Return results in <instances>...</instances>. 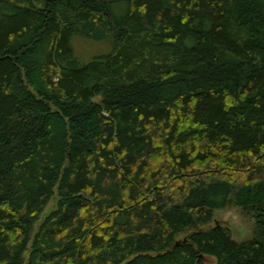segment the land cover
<instances>
[{
  "label": "trees",
  "instance_id": "obj_1",
  "mask_svg": "<svg viewBox=\"0 0 264 264\" xmlns=\"http://www.w3.org/2000/svg\"><path fill=\"white\" fill-rule=\"evenodd\" d=\"M205 256L264 264V0H0V264Z\"/></svg>",
  "mask_w": 264,
  "mask_h": 264
},
{
  "label": "rangeland",
  "instance_id": "obj_2",
  "mask_svg": "<svg viewBox=\"0 0 264 264\" xmlns=\"http://www.w3.org/2000/svg\"><path fill=\"white\" fill-rule=\"evenodd\" d=\"M73 47L77 57L83 62H89L94 57L105 55L112 49L110 42H96L90 39L77 37L73 40ZM57 199L53 198L44 213L40 216L36 224V229L42 219L56 206ZM216 223L228 227L236 241H244L252 237L254 231V222L252 218L239 206L230 205L226 208L219 209L214 214ZM214 225L211 223V226ZM29 253L25 254L27 260ZM201 264H217L216 258L205 256Z\"/></svg>",
  "mask_w": 264,
  "mask_h": 264
},
{
  "label": "water",
  "instance_id": "obj_3",
  "mask_svg": "<svg viewBox=\"0 0 264 264\" xmlns=\"http://www.w3.org/2000/svg\"><path fill=\"white\" fill-rule=\"evenodd\" d=\"M201 257L203 256V255H200Z\"/></svg>",
  "mask_w": 264,
  "mask_h": 264
}]
</instances>
